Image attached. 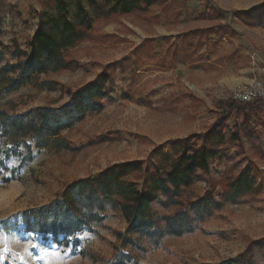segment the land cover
<instances>
[{
    "label": "rangeland",
    "instance_id": "obj_1",
    "mask_svg": "<svg viewBox=\"0 0 264 264\" xmlns=\"http://www.w3.org/2000/svg\"><path fill=\"white\" fill-rule=\"evenodd\" d=\"M66 21L76 35L61 46ZM41 27L51 28L74 67L32 70L10 91L19 70L0 72V111L28 117L39 106L58 107L101 73L112 78L110 98L45 140L0 127L2 264H202L239 256L264 264V103L246 113L231 100L240 83L264 81V0H159L131 13L111 11L106 0H0V66L32 52ZM214 131L224 135L221 153L183 197L219 200L233 184L239 195L191 232L155 245L127 229L111 204L99 222L56 239L26 229L24 212L61 198L73 180L140 160L131 178L140 177L142 188L178 145L200 146L193 136ZM159 200L150 203L153 215L163 212Z\"/></svg>",
    "mask_w": 264,
    "mask_h": 264
},
{
    "label": "trees",
    "instance_id": "obj_2",
    "mask_svg": "<svg viewBox=\"0 0 264 264\" xmlns=\"http://www.w3.org/2000/svg\"><path fill=\"white\" fill-rule=\"evenodd\" d=\"M110 2L113 12L131 13L148 7L159 0H106ZM83 13L78 6L77 14ZM60 29L59 24H55ZM64 31L60 36V44L64 46L76 35L70 22H64ZM37 46L23 60L13 64L0 66V72L19 70V80L10 81L7 90H13L21 83V79L32 70L43 71L50 67L63 70L74 67L71 59L60 54V46L51 34V28L41 27L36 32ZM109 73H101L99 78L87 82L70 93L69 98L58 107L39 106L30 112L28 117L20 114H8L0 111V127H14L23 134H30L34 140H45L46 137L59 130L70 128L82 121L88 112L101 109L100 100L110 98L105 84H111ZM53 88L55 81H46ZM225 104V102H221ZM246 113L262 105V100L239 103ZM215 132V131H214ZM210 132L208 137L195 134L193 138H201L202 145L188 143L178 145L175 156L168 163L159 164L154 171L144 176L142 188H138V177L131 174L141 169L140 160L124 161L108 165L94 176L77 178L67 184L61 198L49 204L25 211L23 220L29 231L51 234L55 239L60 233L71 234L82 226L99 222L103 218L107 204L117 208L126 222V227L139 234L146 235L157 245L167 237H180L194 228L196 221H202L219 209L224 202H233L238 198V184H233L229 191L219 194V200L213 195H197L184 198L185 190L191 188L198 171L209 169L210 159L221 153L220 143L224 135ZM207 144V145H206ZM30 149V145L27 144ZM160 196L163 212L153 215L150 211L151 201ZM7 229V225L5 224ZM202 264H249L244 256L228 259L218 263Z\"/></svg>",
    "mask_w": 264,
    "mask_h": 264
},
{
    "label": "built area",
    "instance_id": "obj_3",
    "mask_svg": "<svg viewBox=\"0 0 264 264\" xmlns=\"http://www.w3.org/2000/svg\"><path fill=\"white\" fill-rule=\"evenodd\" d=\"M231 100L241 104L255 100L264 103V81L253 78L240 83L232 90Z\"/></svg>",
    "mask_w": 264,
    "mask_h": 264
},
{
    "label": "snow or ice",
    "instance_id": "obj_4",
    "mask_svg": "<svg viewBox=\"0 0 264 264\" xmlns=\"http://www.w3.org/2000/svg\"><path fill=\"white\" fill-rule=\"evenodd\" d=\"M71 238H72L71 236L68 237V239H71ZM32 247H33V248H37L38 245H37V244H33ZM3 251H4V252H7L8 249H7V248H4ZM3 259H4L3 255H0V264H2ZM21 259H23V257H21Z\"/></svg>",
    "mask_w": 264,
    "mask_h": 264
}]
</instances>
